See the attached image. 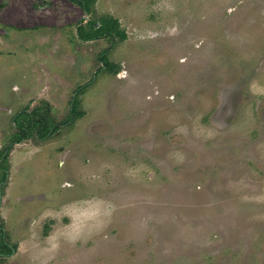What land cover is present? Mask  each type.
<instances>
[{"label": "rangeland", "instance_id": "rangeland-1", "mask_svg": "<svg viewBox=\"0 0 264 264\" xmlns=\"http://www.w3.org/2000/svg\"><path fill=\"white\" fill-rule=\"evenodd\" d=\"M86 2L0 0V151L88 85L11 147L0 264H264V0Z\"/></svg>", "mask_w": 264, "mask_h": 264}, {"label": "trees", "instance_id": "trees-1", "mask_svg": "<svg viewBox=\"0 0 264 264\" xmlns=\"http://www.w3.org/2000/svg\"><path fill=\"white\" fill-rule=\"evenodd\" d=\"M77 3L84 8L86 12L88 11V3L87 0H76ZM95 22H88L86 25L80 24L76 28V34L80 41L88 42L93 41L100 38H111L113 42L116 39L124 41L126 39V34L123 30L119 28V23L114 18H108L99 21V26L95 27ZM106 53L103 52L99 61L103 66L99 68L100 71L104 70L110 73H113L116 69V65L109 62L106 58ZM104 67V68H103ZM98 71L95 73L97 76ZM87 84L83 86H79L73 94L71 101L69 103V113L66 119L59 124H54L50 120L47 114L38 115V112H28L26 109L21 110L16 113L12 122L15 128V133L10 138V142L0 151V184L3 183L7 177V158L8 154L11 150V147L14 144L21 143L31 137H34L38 140H44L51 136H53L56 132L59 131L60 127L69 126L74 122V120L81 116L82 110L80 109V96L87 89ZM4 229L0 225V239L2 241L4 236ZM2 248H5V252L7 255H10L14 251V247H9L6 243H3Z\"/></svg>", "mask_w": 264, "mask_h": 264}, {"label": "water", "instance_id": "water-1", "mask_svg": "<svg viewBox=\"0 0 264 264\" xmlns=\"http://www.w3.org/2000/svg\"><path fill=\"white\" fill-rule=\"evenodd\" d=\"M86 19V18H85Z\"/></svg>", "mask_w": 264, "mask_h": 264}]
</instances>
